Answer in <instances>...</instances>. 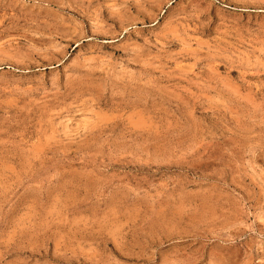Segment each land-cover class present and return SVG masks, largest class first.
Masks as SVG:
<instances>
[{"label": "rangeland", "instance_id": "rangeland-1", "mask_svg": "<svg viewBox=\"0 0 264 264\" xmlns=\"http://www.w3.org/2000/svg\"><path fill=\"white\" fill-rule=\"evenodd\" d=\"M0 264H264V0H0Z\"/></svg>", "mask_w": 264, "mask_h": 264}]
</instances>
